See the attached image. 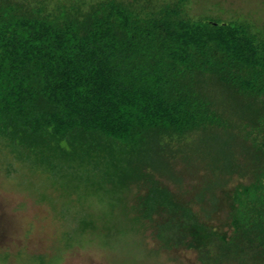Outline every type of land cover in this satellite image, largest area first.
<instances>
[{
  "label": "trees",
  "instance_id": "16d2710c",
  "mask_svg": "<svg viewBox=\"0 0 264 264\" xmlns=\"http://www.w3.org/2000/svg\"><path fill=\"white\" fill-rule=\"evenodd\" d=\"M191 4L0 0V166L44 176L75 235L159 210L157 239L190 227L206 264H264V31ZM184 173L228 230L168 188Z\"/></svg>",
  "mask_w": 264,
  "mask_h": 264
},
{
  "label": "rangeland",
  "instance_id": "374dc122",
  "mask_svg": "<svg viewBox=\"0 0 264 264\" xmlns=\"http://www.w3.org/2000/svg\"><path fill=\"white\" fill-rule=\"evenodd\" d=\"M191 7L194 16L217 11L226 19L242 17L252 27L264 31V0H192ZM163 169H167L162 170L165 175L175 173V168ZM189 171L194 175L198 172L193 168ZM206 172L201 170L197 185L206 180ZM34 175L32 180L23 182V176H7L4 166H0V264H206L197 242L199 237H185L191 235L190 227L180 232L175 225L176 230L169 232L170 239H157L155 225L168 217V213L159 210L152 214L151 221L138 225L130 233L114 230L106 238L104 231L75 235L74 223L59 217L64 214L63 207L58 211L47 204L51 203V196L50 189L44 187L48 184L46 178ZM190 175H179L169 182L168 188L188 203L197 202V209L213 227L228 230V224L223 226L229 222L226 212L215 213L211 200L197 201V194L189 193L191 184H195ZM241 184L247 182L242 179Z\"/></svg>",
  "mask_w": 264,
  "mask_h": 264
}]
</instances>
